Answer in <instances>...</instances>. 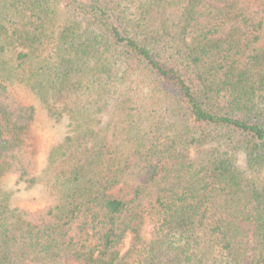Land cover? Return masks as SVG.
Returning a JSON list of instances; mask_svg holds the SVG:
<instances>
[{"label":"trees","instance_id":"trees-1","mask_svg":"<svg viewBox=\"0 0 264 264\" xmlns=\"http://www.w3.org/2000/svg\"><path fill=\"white\" fill-rule=\"evenodd\" d=\"M13 84L70 122L41 173ZM0 264H264V0H0Z\"/></svg>","mask_w":264,"mask_h":264},{"label":"rangeland","instance_id":"rangeland-1","mask_svg":"<svg viewBox=\"0 0 264 264\" xmlns=\"http://www.w3.org/2000/svg\"><path fill=\"white\" fill-rule=\"evenodd\" d=\"M10 92L24 105L36 109V119L28 131L26 138L28 151L32 154L37 171L41 173L47 166L48 158L53 147L61 143L69 132V119L64 116L55 118L50 116L49 110L25 86L13 84ZM195 156V154H193ZM1 186L8 193V204L12 209L27 212H38L50 206L54 197L51 188L46 183L28 188L27 185H18L15 175H7L1 180ZM245 229L252 234V227L244 224ZM152 227L148 226L145 234L147 241L151 240ZM132 246V236H129L123 246L122 255H125ZM249 263V259L248 262Z\"/></svg>","mask_w":264,"mask_h":264}]
</instances>
